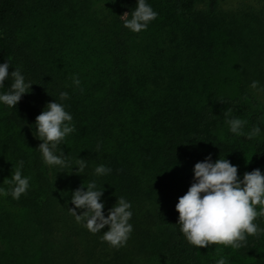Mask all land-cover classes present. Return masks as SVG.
<instances>
[{
  "label": "trees",
  "instance_id": "16d2710c",
  "mask_svg": "<svg viewBox=\"0 0 264 264\" xmlns=\"http://www.w3.org/2000/svg\"><path fill=\"white\" fill-rule=\"evenodd\" d=\"M146 2L157 16L132 33L119 16L135 0H0V63L7 60L9 72L19 66L33 83L0 117V186L7 187L3 180L18 160L30 177L18 199L0 198V264H214L198 254L217 245H188L174 205L206 156L233 164L248 153L237 175L264 173V111L248 89L252 80L264 85L262 30L218 20L217 0ZM202 3L206 9L197 11ZM58 32L68 36V76ZM248 39L261 41L253 46ZM230 52L233 65L226 62ZM60 90L69 94L63 103L75 128L60 148L86 160L79 175L46 166L28 127ZM225 109L247 121L245 133L257 123L261 133H230ZM97 164L110 173L94 177ZM90 179L102 184L105 214L115 197L131 202L132 231L121 248L108 247L67 212L71 191ZM256 223L264 228V217ZM263 246L264 235L249 236L237 251L247 257L250 247L255 254Z\"/></svg>",
  "mask_w": 264,
  "mask_h": 264
},
{
  "label": "clouds",
  "instance_id": "9594fccd",
  "mask_svg": "<svg viewBox=\"0 0 264 264\" xmlns=\"http://www.w3.org/2000/svg\"><path fill=\"white\" fill-rule=\"evenodd\" d=\"M157 16L146 0H135L131 11L119 17L122 26L132 33L147 29L149 23ZM7 60L0 63V107L14 108L21 96L30 92V85L19 66L12 68ZM5 80L10 81L5 88ZM73 90L80 86L76 74L71 77ZM248 89L258 101L264 104V85L252 80ZM82 90V89H81ZM68 92L60 90L57 99L46 103L34 121L30 124L31 135L39 141L35 151L42 162L57 173L65 168L69 173L75 170L76 175L83 172L86 160L70 159L60 146L69 134L73 133L74 123L70 112L63 101L68 99ZM228 131L236 136L245 135L247 139L257 137L261 133V124H252L245 133L243 129L247 121L231 114V109L223 112ZM264 117V112L261 113ZM23 161L18 160L10 178L4 179L7 187L0 186V198L10 196L18 199L29 188L30 177L22 175ZM111 169L103 164L93 168L94 177H102ZM192 182L186 192L177 198L174 211L177 213L175 225H178L184 241L194 247L203 248L209 245H221L231 249H241L247 237L264 235V228L256 223L258 217H264V173L259 168L237 175V167L225 156H218L213 162L210 156L196 162L192 167ZM102 184L90 179L86 186L81 185L72 190L69 201L72 205L67 209L73 221L81 225L90 234L100 233L99 239L110 248H121L125 245L132 231L129 223L132 217L131 202L124 196L115 197V202L104 209L101 199ZM78 210H82L77 214ZM107 226V230L100 232ZM219 250V249H217ZM214 264H228L227 258L220 255Z\"/></svg>",
  "mask_w": 264,
  "mask_h": 264
},
{
  "label": "rangeland",
  "instance_id": "374dc122",
  "mask_svg": "<svg viewBox=\"0 0 264 264\" xmlns=\"http://www.w3.org/2000/svg\"><path fill=\"white\" fill-rule=\"evenodd\" d=\"M206 5L204 3L197 5L196 10H205ZM217 18L218 20L224 22L226 24L232 23V26L235 24L237 27L240 26L242 30L245 29V25H249L251 29L259 28L262 30L261 37L264 39V0H217ZM252 21L249 24L246 23L248 19ZM254 18V19H253ZM255 20V21H254ZM248 29V28H246ZM56 38H61L60 40L63 43V50L60 59V63L63 65V72H66V76H68V36H62L59 32L56 34ZM63 40H67V42H63ZM249 42L253 46H259V42L261 40L256 39H248ZM263 41V40H262ZM59 43V42H58ZM57 43V44H58ZM56 44V45H57ZM261 49V48H260ZM262 53L264 55V48L262 46ZM58 62V63H59ZM226 62L230 65L236 63V54L230 52V54L226 58ZM264 66V61H263ZM263 111H264V104ZM4 108L0 107V117L4 115ZM250 156L248 153L242 155L238 158V160L233 161L232 163L236 165V167H240L242 165L247 164L250 161ZM255 247H250L252 253L247 257L240 256L238 253V249L234 250L230 247H224L221 245H217L212 249H204L199 252V258L201 262L208 263L209 261H214L220 256L223 255L227 258L228 264H264V246L256 247V253L253 254V250ZM219 249V250H217Z\"/></svg>",
  "mask_w": 264,
  "mask_h": 264
}]
</instances>
